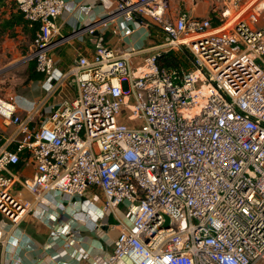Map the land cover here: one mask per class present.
Listing matches in <instances>:
<instances>
[{"label": "built area", "instance_id": "2783aa9c", "mask_svg": "<svg viewBox=\"0 0 264 264\" xmlns=\"http://www.w3.org/2000/svg\"><path fill=\"white\" fill-rule=\"evenodd\" d=\"M14 1L37 26L27 58L45 76L43 88L69 80L77 94L46 112L9 114L7 144L16 148L0 142V213L18 224L32 208L23 190L82 199L98 187L104 212L135 207L108 264L264 260L262 0H222L218 25L185 10L167 17V0H112L109 14L80 30L149 16L164 33L158 51L133 67V50L119 54L100 36L93 57L79 55L66 70L51 53L65 38L58 17L66 0ZM180 48L190 68L159 66L162 53ZM22 159L35 165L32 177L16 170Z\"/></svg>", "mask_w": 264, "mask_h": 264}, {"label": "crops", "instance_id": "0c3cea01", "mask_svg": "<svg viewBox=\"0 0 264 264\" xmlns=\"http://www.w3.org/2000/svg\"><path fill=\"white\" fill-rule=\"evenodd\" d=\"M180 1L183 10L196 16H214V19L220 15L223 5L222 0ZM111 6L112 0H66V6L58 17L65 38L51 52L59 69L66 70L79 55L93 57L96 40L100 36L119 54L133 50L130 54L133 67L141 64L146 56L158 51L164 33L158 25L155 27L156 23L149 16L137 18L133 23H126L121 16H117L113 22L99 27L95 33L80 30L109 14ZM36 31L37 26L29 24L14 0L0 2V69L29 61L27 57L32 51ZM44 79V75L40 79H30L26 85L28 87L35 82L40 83L44 94L37 100L9 93L0 94V142L11 149L16 148L15 142L9 141L7 144V139L15 130V126L9 123L11 111L27 116L41 107L46 112L64 98L77 94L76 85L69 80L47 92L42 86ZM37 123L35 121L33 125ZM16 170L22 177H32L36 167L32 161L22 159L16 165ZM21 196L32 201V208L18 224H11L0 213L3 232L0 264H108V256L113 250L121 225L132 222L135 209L128 202H123L111 212H104V197L98 187H92L86 192L84 198L89 201L59 191L35 199L33 194L23 190ZM89 203L90 211L86 209ZM118 264L134 263L129 257H124ZM255 264H264V260H258Z\"/></svg>", "mask_w": 264, "mask_h": 264}, {"label": "rangeland", "instance_id": "374dc122", "mask_svg": "<svg viewBox=\"0 0 264 264\" xmlns=\"http://www.w3.org/2000/svg\"><path fill=\"white\" fill-rule=\"evenodd\" d=\"M184 6L182 1L179 0H167L165 2V16L172 17L173 14H178L181 10L183 11ZM175 12V13H173ZM178 52L177 55L183 58L184 63L181 65L185 68H190V58L184 49L180 48L175 50ZM18 63L12 64L11 66H6L0 69V94L9 93L12 96L18 95L19 97H25L28 100H37L44 94L43 89L39 82H35L30 86L26 87L30 81L31 74L34 73V68H32V62L30 60L22 65H17Z\"/></svg>", "mask_w": 264, "mask_h": 264}, {"label": "trees", "instance_id": "16d2710c", "mask_svg": "<svg viewBox=\"0 0 264 264\" xmlns=\"http://www.w3.org/2000/svg\"><path fill=\"white\" fill-rule=\"evenodd\" d=\"M5 0H0V2H3L4 3ZM213 23L215 25H218L220 22L219 20L217 19H214L213 20ZM155 27L157 28V24L155 25ZM185 52L189 55V58H190V64L192 65V58H191V54L188 50H186L184 48ZM178 52H175V51H171V52H168V53H162L160 56H159V59H158V64L160 67H182L181 65L184 63L183 61V58L180 57L179 55H177ZM30 62H32V68H34V73L31 74V78L30 79H40L41 77H43V74L38 72L36 70V65H35V62L33 60H31Z\"/></svg>", "mask_w": 264, "mask_h": 264}, {"label": "bare ground", "instance_id": "6f19581e", "mask_svg": "<svg viewBox=\"0 0 264 264\" xmlns=\"http://www.w3.org/2000/svg\"><path fill=\"white\" fill-rule=\"evenodd\" d=\"M261 4H262V5L264 4V0H262Z\"/></svg>", "mask_w": 264, "mask_h": 264}, {"label": "water", "instance_id": "95a60500", "mask_svg": "<svg viewBox=\"0 0 264 264\" xmlns=\"http://www.w3.org/2000/svg\"><path fill=\"white\" fill-rule=\"evenodd\" d=\"M88 25V24H87ZM167 225H168V222H167Z\"/></svg>", "mask_w": 264, "mask_h": 264}]
</instances>
